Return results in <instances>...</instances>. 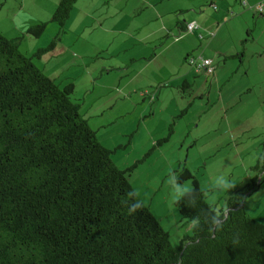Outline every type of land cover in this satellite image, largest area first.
Masks as SVG:
<instances>
[{"label":"trees","instance_id":"trees-1","mask_svg":"<svg viewBox=\"0 0 264 264\" xmlns=\"http://www.w3.org/2000/svg\"><path fill=\"white\" fill-rule=\"evenodd\" d=\"M76 1L59 0L50 20L25 35L38 39L51 23L65 34ZM22 39L0 33V264H264V224L244 208L263 179L264 136L250 179L221 209L206 202L191 171H174L195 200L174 203L180 218L199 216L200 227L172 247L147 206L130 215L122 203L141 161L119 170L71 101L74 85L60 88L35 65L59 34L31 56L21 53Z\"/></svg>","mask_w":264,"mask_h":264},{"label":"rangeland","instance_id":"rangeland-1","mask_svg":"<svg viewBox=\"0 0 264 264\" xmlns=\"http://www.w3.org/2000/svg\"><path fill=\"white\" fill-rule=\"evenodd\" d=\"M58 1L7 0V5L14 2L18 8L23 4L22 12H26L25 9L39 14L48 12L44 15L45 20L41 21L48 22ZM103 1L107 2L102 10L108 6L110 10L111 7L120 6V12H88L91 8L85 6L79 9L78 5L71 10L64 25V38H80V47L77 52H73L78 58L80 55H92L96 60L110 54L114 56L111 63L126 60L127 75L122 76L123 71L114 69L101 80L102 84L107 87L110 85L113 89L99 98V101L120 94L113 109L103 108L105 105L102 106L101 102L91 107L95 94L85 96L83 91L87 83L81 81V77L74 82L78 92H74L71 101L76 99L81 102L84 98L86 103L79 113L95 131L98 142L112 151L110 158L119 170L141 161L129 174V183L133 190L139 192L143 205L148 207L168 233L170 245L176 247L187 235L185 231L190 229L191 224L182 221L174 203H170V188L166 183L170 171L167 169L170 165L175 169L186 167L196 177L200 189L205 191L206 202L216 209L224 207L225 199L236 188L234 186L229 191H220L213 188L212 181L225 174L234 184L238 176L243 175L248 163L254 165L263 153L261 143L264 120L256 110L264 101V82L259 75L264 57L261 61L256 56L250 57L249 63H245L237 72L235 69L238 62L228 63L224 72L226 77L232 76V79L223 89L220 98V85L214 83L210 87L209 79L197 76L182 58L183 42H177L181 34L177 35L173 20L174 16L182 20V14L167 13L178 5L190 4L195 7V12H185L184 15L200 17L199 27L201 23L214 27L216 22L222 27L228 17L232 16L228 14L227 17L224 8L215 12L210 6L211 0H94L98 6ZM213 1L217 6L221 2ZM9 13L13 17L12 12ZM0 18L9 22L7 13H0ZM259 20L254 28L233 24V32L225 30L223 33L224 43L229 45L230 33L241 41L251 40L253 35L259 43H263L264 18ZM48 26L58 28L52 23ZM165 28L167 33L164 32ZM54 35L55 31L47 29L46 43L49 44ZM244 44L243 41L238 45V52L245 50L242 47ZM100 49L105 50L98 54ZM202 49L204 47L192 53L197 56L195 59L199 58ZM254 49L248 48L246 56L249 57ZM64 57L66 55L59 59ZM217 59L222 67V58ZM96 62L107 64V60ZM244 70L248 77L244 76ZM185 71L190 74L188 87L182 84V77H178ZM247 79L252 88L250 94H245ZM54 81L60 88L65 85L59 78ZM118 82L122 85L119 86ZM232 84L239 90H236L234 96L229 94L227 97L226 91ZM123 86L125 91L121 92ZM107 87L106 91L109 90ZM228 100L235 103L236 107H229L225 115L223 108ZM184 109L187 111L181 115ZM169 128L172 129L171 133ZM152 137L156 139L152 141ZM165 138V142L157 144ZM248 173H251L250 170ZM262 178L259 190L244 203L248 214L264 224V175ZM187 183L190 185V182ZM178 228L180 233H184L177 235ZM191 236L192 228L186 237Z\"/></svg>","mask_w":264,"mask_h":264},{"label":"crops","instance_id":"crops-1","mask_svg":"<svg viewBox=\"0 0 264 264\" xmlns=\"http://www.w3.org/2000/svg\"><path fill=\"white\" fill-rule=\"evenodd\" d=\"M219 1L221 2L218 4V6L214 5L213 0L210 1V6H212L213 10L215 12H218L219 10H222V8H224L227 17H228V14L232 15L231 17L230 16L228 17L229 19L223 23L222 27H220L219 22H216L214 24V27L211 25L205 24V23H201L202 25L201 27H199L198 20H201L200 17L196 15H184L185 12H195V7L190 4L178 5L175 8L170 9L167 14H174L176 12H179L180 14H182V20L178 18L177 16H174L173 18L174 28L177 30V35L181 34V36L177 38V42H181V41L183 42L182 58L184 59V62L188 65V67L190 66L194 69L197 76L203 77L205 80L209 79L210 87H212L214 83H217L218 86L220 85L219 92H220V98H221L222 97L221 93L223 89L227 86L228 83H230V80L232 79V76L226 77L227 76L226 71L224 72V69L226 68L228 63H230L231 61H237L238 64L235 69L237 72L240 67L244 66L245 63H249L251 59L250 57L256 56L258 60L260 61L262 60V57H264V42L259 43V41L253 37V35L251 36V40H248V41L246 39L243 40L246 45L244 44L242 45V47L243 48L245 47V50L243 49L238 52V49H239L238 45L241 44V42L243 43V41L238 40L236 36H233L230 33L229 45H227L224 43L223 33L225 30H231V32H233L231 28L233 24L234 25L241 24L245 27L251 26L252 28H254L257 22L260 21L259 18H262V17L264 18V0H246V4L244 6H242V4L238 0H219ZM106 2L107 1H103L101 6H98L96 4L97 2H94V0H77L75 5L73 6V9L79 5V9H84L85 6H87V9L91 8V10H88V12H108V11L120 12L121 7L118 5H117L118 8L111 7L112 11L109 8L110 6L102 10V7L104 6V4H106ZM108 2H110V0ZM237 4H239L240 6H238ZM259 4L263 5L262 10L260 11L263 13H259L258 11L255 10V7L258 6ZM153 5L155 6L156 4H153ZM23 6L24 5L21 4L17 8V4H15L14 2L12 5L10 4L7 5V0H4V1L0 0V13H7L8 18H9V22H4L2 18H0V33L4 35L5 37L11 38V39L15 37L23 36V39L19 43V49L21 53L26 56H31L32 54L36 52L35 50L45 48L48 45V43H46L47 41L45 40L47 29H50L53 32L55 31L54 36L59 34L60 41L57 43V45L51 51L42 54L39 58H34V63L48 78L52 80H57V78H59L60 80H63L61 82L65 85L70 83L71 81V83L74 85L75 93H77L78 90L76 87V83L74 82H76L77 78L81 77L82 79L81 81H85L87 83V86L85 85L86 87L83 91L85 96L87 95L91 96L92 94H95L94 95L95 98L93 99V101H91V107H93L95 103L101 102L98 99L102 98L105 93L111 92L113 89L112 87L110 88V85H108L107 87L105 84L101 83L103 76L109 74L114 69L123 71L122 76L127 75V72L125 71L126 70L125 66H127L128 64L126 60L124 59L121 62L111 63L114 56L110 54H106L105 57L96 58V60L93 58L92 55H80L79 56L80 58L74 56L73 52H77L78 48L80 47V44H79L80 38L74 37L73 39L67 38V40H65L66 39L64 38L65 34L61 35L59 33L58 28H52V26H48L45 32L38 39H34L32 37L25 35V32L29 27L45 20L44 15L48 12H45V14L44 12L42 14H39L38 12H31L30 10L25 9V8L24 9L26 10V12H22L21 10ZM156 11L159 13L158 10ZM9 12H12L13 17L10 15ZM200 12H203V10H200ZM189 23H195L198 26L197 29H194L192 34L187 32L186 30V25ZM170 25H172V23H170ZM87 27H90V26H86L85 28ZM164 32L167 33L166 28ZM182 33L184 34L182 35ZM199 35H201L202 38H199ZM262 35H264V32L262 33ZM62 41H64L66 44H63ZM201 47H204V50L202 49L200 55L198 56L199 58L197 59L201 58V59L211 60L212 65L215 67V70L213 71L212 74L208 75L204 71L197 72L195 70V67L189 64L188 62L189 58L197 57L196 55L193 56L192 53L196 49L201 48ZM250 47L255 48V49L251 53V55L247 57L246 56L247 52L245 53V51H247L248 48ZM104 50L105 49H100L98 54L102 53ZM208 52H209V55H208ZM239 54H241V56ZM64 55H66V57L59 59L60 57ZM235 55H238V58H235V57L228 58V56H235ZM217 57L222 58V63H223L222 67L219 66L218 64L219 59H217ZM54 58H56L55 61H54ZM103 60H107V64L103 62L101 63L102 65H100V63L96 62V61H103ZM261 66H262L261 73L259 75H260L261 81L264 82V62L262 63ZM244 76L248 77V73L246 70H244ZM178 77H182L181 82L183 85L186 83L187 86H190L189 81H188L190 74L188 71H185L183 74L178 75ZM258 79L259 78L257 77V80ZM249 84L250 82L247 79V83L245 84V87L247 88L245 94H250L252 92V88L250 87ZM118 85L121 86L122 85L121 82H118ZM106 87L109 88V90L106 91ZM120 90L121 92H124L125 91L124 86ZM236 90H239L238 87L232 84V86H230L226 91L227 97L229 96V94H231V96H234V94L236 93ZM118 96H120V94ZM118 96L115 98L112 96H109L107 100L101 102L102 106L105 105L103 108L113 109L116 101L119 99ZM223 98H224V95H223ZM137 100L138 99H136L135 101ZM76 102L77 104H79V111L82 109V106L86 103V101H84V98L81 100V102H79V100H76ZM224 105L225 106L223 108V111L225 115H227L228 113L227 110L229 107H236L235 103L229 100H228V103H225ZM104 110L101 112H104ZM256 111L259 114H261V116H263V120H264V101H262L258 105ZM263 130H264V127H263ZM155 139L156 137H154L152 141ZM254 165L252 162L248 163L247 168L243 172V175L238 176L237 182L234 183V186L236 189L240 188L250 179L252 174L248 173V170H250ZM176 169L174 166L170 165L167 170L175 171ZM244 208L246 212L248 213V210L246 209V207ZM189 227L190 229L188 231H185V233L187 234L185 235V237L188 236L192 228V226H189ZM183 233H180V230L178 228V231L176 232V234L178 235V234H183Z\"/></svg>","mask_w":264,"mask_h":264},{"label":"clouds","instance_id":"clouds-1","mask_svg":"<svg viewBox=\"0 0 264 264\" xmlns=\"http://www.w3.org/2000/svg\"><path fill=\"white\" fill-rule=\"evenodd\" d=\"M167 185L170 188V203H178L182 201L183 199L187 198L190 200L191 203H195V200L192 196L193 189L190 187V185L187 182H180L179 176L174 172L170 171L166 180ZM212 186L214 189L220 190V191H229L232 188H234V184L228 179L227 175L221 174L217 176L212 181ZM127 199L122 201V203L127 207L128 214L133 215L136 214L138 211H140L143 208V200L140 199L139 192L133 190L127 193ZM228 209L225 208V212H227ZM218 217H212V223L216 225L217 228H219L221 225L217 223ZM191 226L193 228L199 229L200 227V217L195 216L191 220ZM238 243V240H233V244Z\"/></svg>","mask_w":264,"mask_h":264},{"label":"built area","instance_id":"built-area-1","mask_svg":"<svg viewBox=\"0 0 264 264\" xmlns=\"http://www.w3.org/2000/svg\"><path fill=\"white\" fill-rule=\"evenodd\" d=\"M243 6L246 4V0H238ZM263 5L259 4L255 7V10L260 12L262 10ZM198 26L195 23H189L186 25V30L189 33H193L194 29H197ZM199 38H202L201 35H199ZM189 64L193 65L195 67V70L197 72L204 71L206 74H212L215 70V67L212 65L211 60L206 59H195V58H189L188 59Z\"/></svg>","mask_w":264,"mask_h":264},{"label":"water","instance_id":"water-1","mask_svg":"<svg viewBox=\"0 0 264 264\" xmlns=\"http://www.w3.org/2000/svg\"><path fill=\"white\" fill-rule=\"evenodd\" d=\"M262 175L259 176V179L261 178Z\"/></svg>","mask_w":264,"mask_h":264}]
</instances>
